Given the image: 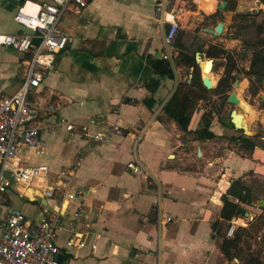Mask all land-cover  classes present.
Returning <instances> with one entry per match:
<instances>
[{
    "label": "crops",
    "instance_id": "obj_1",
    "mask_svg": "<svg viewBox=\"0 0 264 264\" xmlns=\"http://www.w3.org/2000/svg\"><path fill=\"white\" fill-rule=\"evenodd\" d=\"M43 1L0 0V31H19L13 20L18 8L25 3L33 11L32 2ZM177 1L167 0L166 9L175 10ZM194 1L202 8L203 0ZM155 5L154 0H88L78 11L70 6L58 27L72 40L28 96L38 112L41 149L23 147L18 159L46 164L49 173L27 185L13 181L4 201L0 198V220L12 207L32 220L45 210L62 213L56 231L61 264L239 262L224 254L222 229L213 223L221 220L222 196L233 180L241 179L254 197L251 180L264 178V144L251 151L234 148L228 138L219 137L236 129L214 117V137L195 138L191 130L200 127L205 111L199 106L189 132L167 117L164 105L181 94L182 74L177 52L168 61L170 71L162 65L167 25ZM215 5L211 0L203 11L212 13ZM25 58L0 46V95L16 91ZM52 100L56 110L44 112L41 108ZM96 133L107 139L94 140ZM130 161L140 166L139 173L127 166ZM51 184L59 190L47 197L44 189ZM77 189L80 198L69 201L65 193ZM228 197L243 208L230 219L235 230L249 226L264 207V197L251 203Z\"/></svg>",
    "mask_w": 264,
    "mask_h": 264
},
{
    "label": "built area",
    "instance_id": "obj_2",
    "mask_svg": "<svg viewBox=\"0 0 264 264\" xmlns=\"http://www.w3.org/2000/svg\"><path fill=\"white\" fill-rule=\"evenodd\" d=\"M160 21L167 25L164 36L165 50L162 59L171 62L174 52L173 43L178 30L177 15L174 9L167 10V0H154ZM88 0H46L32 2L33 11L22 4L13 15L20 26L19 31L7 33L0 31V46H9L26 55L23 78L16 91L0 95V198L12 186V182L24 185L35 178H45L49 173L46 164L27 165L19 161V152L23 147L41 149L37 126L38 112L28 101L29 94L36 90L51 68L55 56L64 50L72 40L62 32L58 23L64 12L72 6L78 11L87 5ZM52 100L41 109L52 113L57 108ZM72 129V124L66 125ZM117 133H121L116 130ZM94 140L105 141L106 134L96 133ZM133 173L141 168L133 161L127 163ZM57 185H49L44 195L52 197L58 191ZM67 199L78 200L80 190L65 193ZM4 201V199L2 198ZM62 213L45 210L38 220H32L18 207H12L0 220V264H61L58 258L56 231L62 222ZM79 216V210L73 214ZM171 218L167 217L169 221ZM235 222L226 230L232 236ZM70 238L66 244L71 245ZM80 245L83 243L80 242Z\"/></svg>",
    "mask_w": 264,
    "mask_h": 264
},
{
    "label": "rangeland",
    "instance_id": "obj_3",
    "mask_svg": "<svg viewBox=\"0 0 264 264\" xmlns=\"http://www.w3.org/2000/svg\"><path fill=\"white\" fill-rule=\"evenodd\" d=\"M172 1V0H171ZM214 10L210 13L204 12L201 7H197L194 0H178V5L175 8L177 15L178 30L173 43L174 52H177L176 60L180 56V52L194 55L196 69L199 75L202 73L200 64L196 61V55H201L202 59H213V68L210 70V75L215 79L211 91L202 99L195 101L196 106L204 108L206 112H213L212 117L216 123H221V119H229V113L232 109L239 112L237 104L227 101L230 92L236 87L233 85L232 79L241 80L239 83L242 87L241 97L249 104V110L246 112V123L250 134H246L241 130L236 129L233 135H222L219 139L228 138L233 147H240L239 143L231 140V137H236L241 134L249 137L260 135L261 138H256L258 143H262L264 139V79L260 83H255L257 87L256 94H251L252 77L247 74L249 69L251 50L247 48L246 41H252L257 37V24L264 19V0H227L230 7L220 9L217 7V2ZM232 8V9H231ZM248 13L247 16L241 17L239 14ZM223 21V31L219 35H213L205 32L204 27L213 28L217 22ZM264 36V32L262 33ZM183 43L185 47L180 49L178 44ZM182 50V51H181ZM207 50L214 52V56H208ZM181 67L182 83L181 92L187 90L183 85L185 80L191 82L194 66L189 68L183 64ZM201 68V72H200ZM228 76L227 88L219 95L214 90L221 80ZM201 78V77H200ZM230 79L232 82H230ZM204 112V111H203ZM235 134V135H234ZM244 152V151H243ZM253 193L255 198L264 197V178H253L251 180ZM258 201V200H257ZM257 218L252 221L250 226L251 235L245 236L247 243L242 242L243 254L252 253L253 256H258L264 262V210L256 214ZM254 217V216H253ZM223 227V226H222ZM223 231L225 227L222 228ZM260 236L259 238L257 236ZM237 258V257H236ZM239 262L234 264H243V257L237 258Z\"/></svg>",
    "mask_w": 264,
    "mask_h": 264
},
{
    "label": "trees",
    "instance_id": "obj_4",
    "mask_svg": "<svg viewBox=\"0 0 264 264\" xmlns=\"http://www.w3.org/2000/svg\"><path fill=\"white\" fill-rule=\"evenodd\" d=\"M229 6V1H227L226 7ZM232 9V8H231ZM213 15V14H211ZM241 17L247 16L248 13L239 14ZM264 32V19L257 24V37L252 41H246L247 48L251 50V59L249 64V69L247 70V74L252 77L250 81L251 86V94L255 95L257 91V87H255V83H260L264 79V36L262 33ZM180 49H183L185 45L183 43L178 44ZM182 51V50H181ZM208 56H214L215 53L207 50ZM175 63L183 64L186 67L194 66L195 71L193 73V77L190 83L186 81L183 82V85L187 87V90H184L179 94L175 93L168 102L164 105L163 111L167 115V117L173 118L179 127L183 129L185 132H189L188 124L190 119L197 110V106L195 101L197 99H202L207 93L211 91V89L206 88L203 83L198 70L196 69V63L194 60V55H190L184 52H180V56L175 59ZM162 65L170 71V64L168 61L162 59ZM169 74H172L170 72ZM228 76L223 78L221 82L218 84L215 91L220 95L228 85ZM213 112L204 111L200 117V127L191 130V135L197 139H210L214 137V133L210 130V123ZM256 138L260 139L261 136L255 135L254 137L245 136L243 134L231 137V140L239 143L240 147L246 151H251L255 145L258 143ZM264 144V139L262 140ZM228 195L231 197H235L239 202L251 203L255 197L252 195L251 189L246 186L241 179H235L231 182L230 187L227 190V194L222 196L223 205L220 211L221 220H217L213 223V227L219 226L221 229L225 227L224 231L222 229V242L221 249L224 254L231 258L232 256L243 257V264H264L258 256H253L252 253H242L243 247L242 242L247 243L245 236H250V226H237L232 237L226 236V230L230 225V219L233 216L238 204L229 199ZM264 210V207L262 208ZM255 219L257 216L254 217ZM223 226V227H222ZM247 248L249 249V244L247 243Z\"/></svg>",
    "mask_w": 264,
    "mask_h": 264
},
{
    "label": "water",
    "instance_id": "obj_5",
    "mask_svg": "<svg viewBox=\"0 0 264 264\" xmlns=\"http://www.w3.org/2000/svg\"><path fill=\"white\" fill-rule=\"evenodd\" d=\"M226 5H227L226 0H221L217 4V7L220 8V9H224L226 7ZM223 27H224V23L222 21H220V22H218L216 24L215 27H213V28L205 27L204 30H205V32H208L210 34L219 35L223 31ZM206 63H209V70H212V68H213V59L207 58V62ZM201 79H202L203 85L206 88H208V89L212 88V82H211V80H210V78L208 76H201ZM232 81H233V85L234 86H236L238 84V80H235V78H233ZM233 93H234V90H232L230 92L229 96L227 97V101L230 102V103L236 104V102H234L232 100ZM241 117H242V114L238 113L237 110L232 109L231 112H230V118L228 120L222 118V122L225 125L229 126V127H233L234 129L242 130L246 134H250L251 132L247 131L245 129V127L240 124ZM260 204L264 205V200H261ZM241 211H243V208L241 206H238L237 209H236V213H239ZM233 219H235V217Z\"/></svg>",
    "mask_w": 264,
    "mask_h": 264
},
{
    "label": "bare ground",
    "instance_id": "obj_6",
    "mask_svg": "<svg viewBox=\"0 0 264 264\" xmlns=\"http://www.w3.org/2000/svg\"><path fill=\"white\" fill-rule=\"evenodd\" d=\"M210 4H211V0H203L202 8L205 11H208L209 8H210ZM29 6H30V4H29ZM30 7L32 8L33 6H30ZM196 58H197V61H198V63L200 64V66L202 68V73L203 74H201V76H208L210 78L211 82H212V85H213L215 79L210 75L209 63H206L207 59H202L201 60V55H197ZM200 72H201V69H200ZM240 82H241V80H238V84L235 86L236 88L234 89V93L232 95V100L234 102H236L237 106L239 107V112L238 113L242 114V117H241V120H240V124L242 126H244L247 131H249L248 125L246 123L245 115H246V112L249 110L250 106L241 97L242 87L239 84Z\"/></svg>",
    "mask_w": 264,
    "mask_h": 264
},
{
    "label": "flooded vegetation",
    "instance_id": "obj_7",
    "mask_svg": "<svg viewBox=\"0 0 264 264\" xmlns=\"http://www.w3.org/2000/svg\"><path fill=\"white\" fill-rule=\"evenodd\" d=\"M239 80H240V79H239ZM241 81H242V79H241ZM230 82H232L231 79H230ZM238 110H239V109H238ZM230 112H231V111H230ZM229 118H230V113H229Z\"/></svg>",
    "mask_w": 264,
    "mask_h": 264
}]
</instances>
